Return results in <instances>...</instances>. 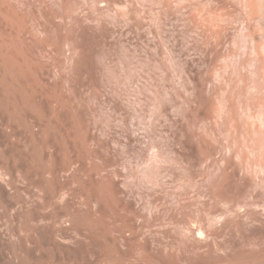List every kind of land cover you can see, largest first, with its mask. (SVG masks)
<instances>
[{"label":"rangeland","instance_id":"374dc122","mask_svg":"<svg viewBox=\"0 0 264 264\" xmlns=\"http://www.w3.org/2000/svg\"><path fill=\"white\" fill-rule=\"evenodd\" d=\"M1 115L0 264H264V0H0Z\"/></svg>","mask_w":264,"mask_h":264},{"label":"bare ground","instance_id":"6f19581e","mask_svg":"<svg viewBox=\"0 0 264 264\" xmlns=\"http://www.w3.org/2000/svg\"><path fill=\"white\" fill-rule=\"evenodd\" d=\"M4 58H5V57H4ZM5 61H6V60H5ZM7 114L10 115V113H7ZM9 115H1V116H0V121H1L0 125H3V126H4V125H6V126L11 125V120H10L11 118L9 117ZM10 116H11V115H10ZM9 118H10V119H9ZM25 119H26V118H25ZM33 121L35 122V121H38V120L34 118ZM41 121H42V120H41ZM41 121H40V118H39L38 125L36 124V123H37V122H36V123H35L36 125H34L35 129H34L33 131L36 130V127H37V126H40V128L43 127V124H40V123H42ZM43 121H44V120H43ZM27 122H28V126H29V127H32V125L34 124L33 122H29V121H27ZM39 122H40V123H39ZM45 122H46V121H45ZM45 122H44V123H45ZM29 123L32 124V125H29ZM41 125H42V126H41ZM34 127H33V128H34ZM33 128H30V129L28 128V129L31 131V129H33ZM37 128H39V127H37ZM4 130H5V129L0 128V147H1V148L3 147L2 149L8 151V150L10 149L9 147H6V145H7L6 140H7V137H8V136L4 133V132H5ZM33 131H32V133H34ZM7 141H8V140H7ZM5 143H6V145H5ZM7 146H8V145H7ZM5 147H6V148H5ZM7 148H9V149H7ZM4 152H5V151H4ZM70 156H71V155H70ZM3 157H6V159L3 158ZM7 157H8V156H4V155H3V156H1V158H0V202H1V203L3 202L4 204H5L6 202H10V204L12 205V204H13L12 199H13L14 197H16L15 194H19L20 192L22 193V191H24V190L27 188V187L25 188V186H23V184H22L23 188H25V189L23 190L19 184L22 183L23 180H24L25 182L28 181V180H25V178L28 177L27 179H29V175H27V176L24 175L25 173H24V172H21L20 167H17V166H19L20 163L16 162V161L13 160V159H11L12 161H10V156L8 157L9 160H8ZM72 160H73V158H72V159H70V158L68 159V163H67V164H68V166H67L68 169H66L67 172H68V174H69V176H70L71 178L73 177V173H74V171H73V170H74V167H73V166H74V164H73L74 161H72ZM9 161L12 162V163L10 164ZM14 161H15V163H14ZM13 163H14V164H13ZM17 163H18V165H17ZM67 164H66V165H67ZM29 169H30V168H29ZM31 169H32V167H31ZM57 169H58V171H57ZM57 169H56V171L58 172V175H59V174H60V169H59V168H57ZM32 170H34V169H32ZM29 171H30V170H29ZM35 171H36V169H35ZM35 171H34V172H35ZM30 172H31V171H30ZM32 172H33V171H32ZM32 172H31L32 175L35 174V173H37V172L39 173V171H36L35 173H32ZM57 172H56V173H57ZM67 172H66V173H67ZM21 173H22L24 176H26V177H25V178H22L23 175H20ZM38 173H37V175H35V176H36V179H35V176H34L35 181L37 180V183H38V185H37L38 188L36 187V185H35V188H37L38 191H37L35 188H34V189H35L39 194L41 193V195H39L35 190H34V191H35V192L38 194V196L40 197V198H39L40 201H41L42 198L45 200V199H47V198H45V197H48V199H49V200H48V201H49L48 205L50 204L49 206H51L52 204H54V205L57 204L56 206L52 205V208H53V206H54V208L56 207V208H58V210H59V208L62 206V209L60 208L62 211H64L65 209H67V206H70V205H71V206H74V204L72 203V202H73L72 200H73V198H74V195H73V194H74V193H73L74 191L72 190V187H70V185H69L68 188H66V190H68V192H69V193H68V192H67V193L69 194V198L71 199V200H70L71 203H68L69 205H67V204H66V205H63V204H62V201L60 202V199H62V200L64 199L63 194L60 193V190L62 191V190L65 188V187H63V185H64L63 181H62V182L60 181V180H62V179H60V176H61V175H59V177H58V175L55 173V170L52 172V174L55 173V175H54L55 177H53L52 175H50V176H51V179H52V177H53V180L55 179V180L57 181V182L53 185V188H51L53 182L50 183L52 180H51L50 178H48V177L46 178L45 184L47 185L46 187L49 189V190H48V189H44V188H45V186H44L45 184H43V183H44L43 181H44L45 179L43 178V179H44V180H43L41 177H39V178L41 179V180H40L39 178H37V177H38ZM40 174H41V175H40ZM40 174H39V176H43L45 173H44V171H40ZM20 176H21V177H20ZM56 176H57V177H56ZM44 177H45V175H44ZM57 178H59V180H57ZM20 179H23V180H20ZM38 179H39V182H38ZM47 179H50V180H47ZM29 180H30V179H29ZM47 181H49V182L47 183ZM59 182H61L60 185H59ZM49 183H50L51 186L49 185ZM62 184H63V185H62ZM48 186H50V187H48ZM54 186H55V187H54ZM57 186H60V187H59L60 189H59ZM64 186L67 187V185H64ZM62 187H63V188H62ZM50 188H51V189H50ZM57 188H58L59 190H57ZM61 188H62V189H61ZM20 189H22V191H21ZM29 189H31V188L28 187L27 190H29ZM32 190H33V189H32ZM44 190H47V192L45 191V192L47 193V195H45L46 193L44 194L45 197L42 196V194H43L42 192H44ZM30 191H31V190H30ZM24 192H29V191H24ZM31 192H32L33 194H32ZM31 192H30V194H32V195L30 196L31 198H30L29 196H26V199H27V198H30V201H29V199H27L28 202L25 201V200H23L22 202H20L21 199H22V197H23L22 195H21V197L19 196L20 198L17 197V198H18V201H19L21 204H24V203H26V205H27V204H30L29 202H31V200H34V198L37 197V194H36V196H33V195L35 194V192H33V191H31ZM21 193H20V194H21ZM58 193H60V194H62V195L59 197L60 194H58ZM25 194H26V193H25ZM27 194H28V193H27ZM24 196H25V195H24ZM32 196H33V197H32ZM41 196H42V197H41ZM61 197H62V198H61ZM58 198H59V202H60V203L58 202ZM19 199H20V200H19ZM24 199H25V198H24ZM36 199H38V198H36ZM43 199H42V200H43ZM13 200H15V198H14ZM16 200H17V199H16ZM16 200H15V201H16ZM24 201H25V202H24ZM37 201H38V200H37ZM37 201H34V202H37ZM46 201H47V200H45L44 202H46ZM50 201H51V203H52V202H53V203L51 204ZM19 202H17V203H19ZM3 203H2V204H3ZM31 203H32V202H31ZM58 203H59L61 206L58 205ZM6 204H7V203H6ZM6 204H5V205H6ZM72 204H73V205H72ZM8 205H9V204H7L6 206H8ZM16 205H17V204H16ZM26 205H25V204L23 205V206H25V207H24L25 209H26L28 206H32L31 204H30V205H27V206H26ZM19 206H21V205L19 204ZM19 206H18V209H20ZM23 206H22L21 209H23ZM33 206H34V204H33ZM57 206H60V207H57ZM64 206H65L66 208H65ZM28 208H29V207H28ZM54 208H53V210H54V211H57V214H58V213L62 214V211H61V210H60L61 212H60V211L58 212V210H57V209L55 210ZM63 208H65V209H63ZM73 208H75V207H73ZM73 208L70 207V209H69V208L67 209V211H66V212H67V213H66L67 216H66L65 212H63L64 214H62V215H64L65 217H68L69 220L71 219V221H72V223L70 222V223H71V226L74 225L73 223L75 222V221L73 222V219H75V215H74V214H75V209H73ZM21 209H20V210H21ZM25 209H23V210H25ZM68 210H70V211H68ZM73 210H74V211H73ZM73 212H74V213H73ZM58 215H59V214H58ZM55 216H56V215H55ZM59 216H61V215H59ZM59 216H56V218L59 217ZM73 217H74V218H73ZM56 220H58V218H57ZM75 220H76V219H75ZM58 222H59V221H58ZM72 227H73V226H72ZM70 230H72V229L70 228ZM12 245H13V244H12ZM12 245H7V246H8L7 248H9V246H10L11 249L14 250V248H12V247H14L15 245H13V246H12ZM9 249H10V248H9ZM15 249H16V248H15ZM16 250H17V249H16Z\"/></svg>","mask_w":264,"mask_h":264}]
</instances>
